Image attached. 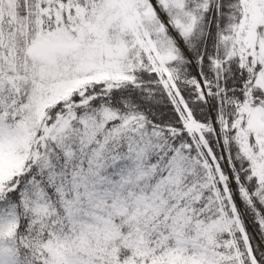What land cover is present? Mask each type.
I'll return each instance as SVG.
<instances>
[{
	"label": "snow or ice",
	"instance_id": "1",
	"mask_svg": "<svg viewBox=\"0 0 264 264\" xmlns=\"http://www.w3.org/2000/svg\"><path fill=\"white\" fill-rule=\"evenodd\" d=\"M0 264H264V0H0Z\"/></svg>",
	"mask_w": 264,
	"mask_h": 264
}]
</instances>
